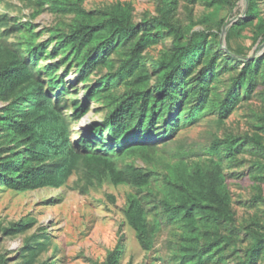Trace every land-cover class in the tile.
I'll return each mask as SVG.
<instances>
[{"label":"rangeland","instance_id":"1","mask_svg":"<svg viewBox=\"0 0 264 264\" xmlns=\"http://www.w3.org/2000/svg\"><path fill=\"white\" fill-rule=\"evenodd\" d=\"M254 2L256 14L229 39L227 32L223 37L220 21L227 17L230 24L235 23L247 8V0H5L0 3L3 47L19 49L28 59L33 58L32 51H35L38 56L35 68L42 69L38 77L44 84L48 82L45 69L50 65L56 67L55 75L66 89L62 107L72 125L73 139L89 135L93 127L101 126L108 142L111 136L102 126L104 117L114 105L113 97L121 96L132 87L128 76L119 79L113 74L126 56L127 45L117 47L86 80L79 77L73 57L67 59L73 53L62 46L60 37L75 23L86 18L101 19L119 7L128 6L133 21L144 28L145 20L163 16L162 9L166 8L171 21L180 27V42L187 41L196 30L210 33L214 42L220 39L217 68L210 80L205 109L196 118L189 119V110L193 111L198 100L180 90L177 96L180 105L171 111L170 117V120L175 117L174 125H178L169 131L160 122L158 132L155 128L139 138L142 143L155 145V150L119 157L120 166L133 163L154 170L155 177L148 186L138 189L129 183L114 184L106 175L89 184L83 165L57 188L46 186L19 191L0 184V264H92L103 261L117 244L122 249L119 264H180L185 235L181 226L171 223L161 209L153 208L150 217L158 224V231L152 247L145 249L125 210L131 195L146 196L150 206L159 203L164 196V177L173 174L174 166L184 162L193 169L211 160L223 166L234 219L207 227L226 240L222 241L223 248L214 260L206 264H264V250L254 258L251 251L264 235V149L252 143L244 144L232 154L222 148L220 153L211 149L216 138L246 134H261L264 138V76L261 74L253 76L248 90L247 82L233 89L232 93H239V101L228 115L222 116L219 112L221 100L243 66V62L225 56L221 49L229 50V46L230 55L237 51L245 60L260 57L264 61V33H257L259 20L264 22V0ZM231 3L235 4L232 12ZM31 40L34 48L30 51ZM173 43V35L164 28L158 41L143 52L142 62L151 76L145 88L152 90L157 78L152 61L169 54ZM201 67L196 66L187 81L195 82L193 77L200 74ZM107 75L112 76L109 79ZM191 86L192 83H186L188 89ZM55 91L49 89L52 100ZM76 102L89 105L88 112L79 119L74 116ZM7 105L8 102L0 100V113ZM2 141L0 137V145ZM20 220L30 221L31 226L15 234L5 230Z\"/></svg>","mask_w":264,"mask_h":264},{"label":"trees","instance_id":"2","mask_svg":"<svg viewBox=\"0 0 264 264\" xmlns=\"http://www.w3.org/2000/svg\"><path fill=\"white\" fill-rule=\"evenodd\" d=\"M3 1L0 0V3ZM234 7L235 4L231 3L230 12ZM167 10L162 9L163 16L145 20V27L142 28L133 21L130 7H119L107 17L78 21L67 33L60 35L62 46L73 53V56L67 55V59L73 57L79 77L83 80L106 62L108 55L117 47L128 46L126 56L113 74L119 79L128 76L132 87L121 96L113 97L114 105L104 117L102 126L111 136L108 142L103 137L101 126L93 127L89 135L82 134L80 138L73 139L72 125L62 107L66 89L61 87L62 81L55 75L56 67L50 65L45 69L48 82L44 84L38 77L42 69L35 68L38 58L35 51H32L33 58L28 59L19 49L3 47L0 42V100L8 102L0 113V137H3L0 145L1 186L19 191L46 186L57 188L64 185L80 165L85 168L89 184H94V179L102 175L108 176L114 184L129 183L138 189L152 183L154 170L133 163L120 166L119 157L125 153L146 154L155 150V145L142 143L139 138L155 128L158 132L162 126L158 125L160 122L169 131L178 125H174L175 117L171 120L170 117L171 111L177 109L180 103L177 97L180 90L183 89L189 98L198 100L193 111L189 110V119L196 118L205 109L220 48V39L214 42L210 33L204 30L193 31L187 41L180 42V27L171 21ZM255 14L254 0H247L243 15L232 24L227 17L221 19L220 30L229 24L226 28L229 39ZM154 28L156 30L152 31ZM164 28L173 35V49L152 61L157 78L151 90L144 87L151 76L145 62H142L143 52L158 41ZM257 28V33L263 34L264 22L259 20ZM29 45L31 51L34 48L32 40ZM228 48L221 51L225 56L243 62V66L219 104L222 116L228 115V111L239 101V93H232L234 88L247 82L248 90L253 76H264V67H261L264 61L260 57L245 60L237 51L230 55L232 49ZM199 64L202 67L200 74L193 77L195 82L187 81ZM110 76L107 75L109 79ZM189 82L192 83L190 89L186 87ZM48 88L56 90L54 100ZM74 109V116L79 119L88 112L89 105L76 102ZM246 143L264 149L261 134L216 138L211 149L220 153L222 148L227 154H232ZM172 172L169 177H164V196L158 200L159 203L150 206L146 196L131 195L125 210L126 218L135 229L141 246L150 249L158 231V224L150 213L153 208L161 209L171 223L183 228L185 235L180 264H206L214 260L215 254L223 248L222 241L226 240L207 227L234 219L223 166L221 162L211 160L190 169L181 162L173 167ZM30 226V221L20 220L12 222L5 230L15 234ZM263 250L264 235L259 237L251 250L253 258L260 256ZM121 252L117 244L103 261L92 264H119ZM2 259L5 261L4 257Z\"/></svg>","mask_w":264,"mask_h":264},{"label":"water","instance_id":"3","mask_svg":"<svg viewBox=\"0 0 264 264\" xmlns=\"http://www.w3.org/2000/svg\"><path fill=\"white\" fill-rule=\"evenodd\" d=\"M230 23H231V22H230ZM230 23H229V24H230ZM229 24L225 25V27H224L223 37H224V34H225V32H226V28H227V26H228Z\"/></svg>","mask_w":264,"mask_h":264}]
</instances>
